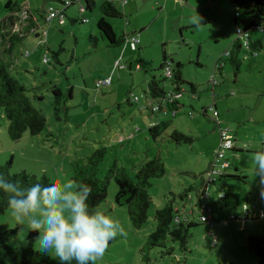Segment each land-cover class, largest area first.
I'll use <instances>...</instances> for the list:
<instances>
[{
  "label": "rangeland",
  "instance_id": "obj_1",
  "mask_svg": "<svg viewBox=\"0 0 264 264\" xmlns=\"http://www.w3.org/2000/svg\"><path fill=\"white\" fill-rule=\"evenodd\" d=\"M8 1L0 0L1 28L7 23L2 20L13 14V23L8 28L10 31L19 28L22 40L12 53L4 52L5 42L0 40V57L9 63L10 72L26 85L28 95L45 115L47 126L40 134L27 131L14 140L9 136V121L0 107V164L12 159L11 172L45 174L53 183H58L65 177L75 181L73 161L90 156L103 146L107 153L98 169L100 178H105L114 162L134 177L142 163L159 156L164 162L165 174L151 179L152 205L147 222L140 228L133 226L127 206L116 204L118 186L114 177L110 179L108 197L98 209L117 219L126 235L111 241L104 257L96 264H259L246 240L249 236H264V219L235 220L233 216H242L245 204L264 206L261 195L264 185L250 159L251 153L264 151V48L251 55L243 46L238 79L233 65L226 60L222 74L216 76L219 84L214 87L211 83L215 62L222 57L229 59L225 51L231 48L236 37L233 0H130L126 16L109 17L108 21L119 37L124 32L137 34L145 26L139 33L141 43L138 50L127 48L124 53L122 63L129 66L131 62L132 67L114 70L112 85L100 88L96 86L97 81L111 74L124 46V42L111 45L97 27L104 0H95L96 7L83 14L89 19L86 23L73 21L78 16L77 5L68 8V17L60 23L45 20L50 4L61 6L58 0H11L23 7L18 12L10 11ZM115 5L123 11L120 1ZM197 14L201 17L199 27L192 23ZM91 36L97 37L96 46ZM60 49L55 58L53 52ZM165 53L174 64L184 65L186 91L180 98L183 105L177 108L176 115L152 113L145 106L150 101L148 81L161 75ZM169 83L164 85L168 87ZM190 83L197 86L196 93L192 92ZM54 87L63 92L59 111L55 107ZM71 88L72 97L68 96ZM38 95L43 98L36 99ZM134 96L140 100L134 101ZM214 102L217 113L212 108ZM160 119L173 121L179 131L194 137V141L182 144L172 141L169 133L173 125L158 139H153L149 127ZM225 128L235 135L241 150L228 152L239 166L241 176L229 181L235 196L224 200L219 182L212 183L207 191V205H199L200 191L208 185L204 171L219 146L220 130ZM230 170L237 173L233 167ZM190 186H194L188 192L191 198L187 196L185 201L177 198L175 204L196 222L191 228L188 250L184 252L177 243L169 242L174 248L172 254L155 248L145 260L143 249L155 230L156 210L169 202L172 193L184 192ZM207 208L215 219L212 232L206 222H200ZM15 227L18 235L10 244L27 245L32 230L27 222L16 223L9 208L0 215V231ZM212 234L217 237L215 243ZM38 236L37 232L32 238L36 248ZM0 264H9L6 250L2 248Z\"/></svg>",
  "mask_w": 264,
  "mask_h": 264
},
{
  "label": "trees",
  "instance_id": "obj_2",
  "mask_svg": "<svg viewBox=\"0 0 264 264\" xmlns=\"http://www.w3.org/2000/svg\"><path fill=\"white\" fill-rule=\"evenodd\" d=\"M251 1L252 0H239L241 6L239 9L235 11L233 10V14L234 25L236 24V21L239 18H245V22L251 21V23L246 26L245 30H249L251 32V35L254 38V42L250 47H245L250 50V54L253 55L254 53H256V51L264 48V43L260 41L261 35L255 36L256 33H261L260 26L264 19V0H254V4H252ZM121 2L124 3L123 0H121ZM115 3L116 2L114 0H104L102 2V4L100 5L101 17L98 19L97 22V27L99 28L101 34L106 37V39L111 45H117L123 42L125 43L126 39L130 35L135 34H129L128 32H124L119 37L115 32L114 27L108 21V18L125 16L123 11L120 10L115 5ZM83 4L86 6V9L89 10H93L96 6L95 0H83ZM75 5L78 6V16L76 18H73V21H81L79 4H71L69 7H67L66 12L68 8ZM7 7L10 8V11L12 12H18L21 10V8H23L18 2L14 3L11 0L7 2ZM8 19L11 21L12 24L14 20V15L9 13L6 18L2 21ZM3 28L4 29L1 28L0 22V40L2 42H5L4 52L12 53L15 45L22 39L18 40L13 33H10L14 30L10 31L9 29L7 31L8 27L6 25H3ZM90 39L92 40L93 45L96 46L98 43L97 37L91 36ZM243 46L244 45L242 44V41L239 38L235 37L231 48L225 51V53L229 51V56H226L225 54V56L229 57V59L222 57L221 60H218L220 62V67L217 69L219 70L218 72L221 73L223 69L221 63L226 60H229L233 65L234 75L240 73L243 59L240 58L239 54ZM135 50H138V48H136ZM61 51L62 49L53 52L55 58L59 56ZM168 64L172 65L171 67L173 74L171 77H168L164 74V69ZM183 66L184 65L182 62H177L174 64V61L169 60L165 53L163 55V61L161 64V75L158 76V78L156 76H153L148 81L147 95L149 99L152 100L162 98L166 96V94L171 89H173V91H181L182 95H184V92L186 90L183 88V84L186 81L184 80L182 74ZM128 67L129 66H127V68ZM139 67H137L136 65V68ZM218 72H216V74H218ZM165 82H170L168 87L164 85ZM217 82L214 83V86H217ZM190 85L193 89H195V85L193 83H190ZM72 90L73 89L71 88L69 91L68 96L70 97H72ZM27 92L28 89L26 85L23 82L19 81L10 72L9 63H7L2 57H0V107L3 108L4 114L9 121V136L14 140L20 139L27 131L30 132L32 135L40 134L45 130L47 126V119L45 115L40 109L36 107ZM53 93L56 97L55 107L56 110L59 111V104L61 103L63 92L60 88L54 87ZM37 98L39 100L42 99V97L39 95L36 96V99ZM179 102L180 99H176L172 106H168L166 114H169V112L173 113V111L176 112V109L179 107ZM65 109H68V107L66 106ZM170 126H172V123L170 121H161L158 124L152 125L149 127L150 135L153 137V139H158L161 135H163V133L167 132ZM169 137L172 141L177 144L192 143L194 141V137L189 136L188 134L179 131L176 128H174L169 133ZM106 153L107 149L105 146H103L95 150L90 156H86L84 158H77L76 160H74L72 163V177L77 183L83 182L91 186L92 194L88 203L90 207L94 209H98L99 206L107 199L109 190L108 185L110 183V179L114 177L118 186V190L115 194L116 204L120 206H127L128 213L133 226L135 228H140L147 222L149 217V210L152 205V197L149 193V188L152 185L151 179L155 177H160L165 174L164 162L159 156H155L142 163L137 168L134 177L129 176L123 168H119L117 163L114 162L105 178H100L98 176V169L100 164L103 162ZM229 161L231 162V164H233L230 156ZM211 162L209 163V166ZM11 167L12 159H10L4 164H0V173H3L7 179H10L12 181H20L22 186L27 187L37 182L45 185L53 183L50 178L45 174L42 176H37L24 170L13 173L11 172ZM208 169L205 172L206 179ZM238 178H241V176L227 173L219 177L216 182H213H220L219 185L221 193H224L225 195V197L223 198L224 200L229 197L235 196V193L229 186V181L231 179ZM193 189L194 186H190L184 192H180L178 194L172 193L173 197L169 200V202L164 207L156 210V227L155 230L149 235L146 246L143 249V255L145 260H148L150 258L149 251L155 248L163 249L162 252H164L165 254H172L174 248L172 246H169V242L177 243L181 250L184 252L188 250V245L191 236V228L196 225V222L190 220L186 214L182 213L180 206H176L175 204L178 200L177 198H179L181 201H185L187 199V196H189L188 192ZM208 196L209 195H207V189L203 187L199 194L198 204L201 205L202 203H205V205H207ZM245 206L248 205L246 204ZM250 208L254 207L248 206L246 211L245 209H243V215L241 217H244L245 219L261 218L259 216H253V214L249 211ZM8 209L9 207L7 203V194L0 192V215L6 213ZM210 213L212 215V212ZM233 218L238 219L239 217L236 215L233 216ZM213 221L214 226L211 228L209 224L203 222L200 219L201 223H205L206 225H208L210 232H212L215 228V219H213ZM36 233V231L30 232V235L28 237L30 242L27 245L12 246L10 242L17 237L18 227L7 228L0 231V248L6 250L9 264H58L57 259H55L52 255L42 253L38 251L37 248L34 246L32 238L36 235ZM212 236L214 242L215 235L212 234ZM246 242L248 249L255 254L258 263L264 264V238L249 236Z\"/></svg>",
  "mask_w": 264,
  "mask_h": 264
},
{
  "label": "clouds",
  "instance_id": "obj_3",
  "mask_svg": "<svg viewBox=\"0 0 264 264\" xmlns=\"http://www.w3.org/2000/svg\"><path fill=\"white\" fill-rule=\"evenodd\" d=\"M192 23L199 27V14ZM250 159L264 185V151L251 153ZM0 192L7 194L16 223L27 222L32 231L39 233L37 250L52 255L58 264H96L111 241L126 235L117 219L90 207L92 188L86 183L65 177L58 183L37 182L25 187L0 173Z\"/></svg>",
  "mask_w": 264,
  "mask_h": 264
},
{
  "label": "built area",
  "instance_id": "obj_4",
  "mask_svg": "<svg viewBox=\"0 0 264 264\" xmlns=\"http://www.w3.org/2000/svg\"><path fill=\"white\" fill-rule=\"evenodd\" d=\"M112 1V0H111ZM128 0H123L124 3H126ZM58 2L61 4V6H57L55 4H50L48 8L46 9L45 13V20L48 22H51L53 20H58L60 23H63L64 20L67 17V12L66 9L69 7L71 4H79V10L81 14V21L82 22H87L89 19L84 17L83 14L87 11L86 6L83 4V0H58ZM252 4H254V0L251 1ZM232 6L233 10H237L240 8V2L239 0H233L232 1ZM251 21L245 22V18H239L236 21L235 24V31H236V37L239 38L242 41V44L246 47H250L252 43L254 42V38L251 35V32L249 30H245L246 26L250 24ZM261 28V33H260V38L262 42H264V19L263 22L260 26ZM14 31L19 32V28ZM126 44H129L133 50H135L140 43V38L139 35L133 34L130 35L126 39ZM226 56H229V51H227ZM45 62L48 61L47 58L44 59ZM220 62L217 61L214 65V70L212 73L211 77V83L214 86V83L217 82L216 80V70L220 67ZM172 65L168 64L165 69H164V74L168 77H171L173 74L172 71ZM139 67V65H137ZM127 68V65L122 63V56H119V58L115 61L113 70L116 69H123ZM112 85V73L103 78L99 79L97 81V86L98 87H106V86H111ZM183 90V89H182ZM182 92L181 91H173L171 89L166 96L159 98V99H150L149 107L152 112H164L166 114L168 110V106H172L174 102L179 100L182 97ZM134 101H139L140 98L138 96L133 97ZM215 109V107H212ZM215 112L217 113L216 109ZM175 111H173V114ZM235 135L232 133L230 129H221L220 130V143L219 146L214 154V158L209 166L208 172H207V187L212 184L213 182H216V180L223 176L224 174L230 173V169H232V164L229 161V156L228 152L232 151L235 148ZM220 196L222 198L225 197L224 193H220ZM248 206H245L244 209L245 211L247 210ZM250 213L253 214V216H259L264 219V208H250ZM207 214L201 216V220L203 222H206L209 224V226L212 228L214 226V221H213V216L210 213V210L207 208L206 210ZM217 241V237L214 236V243Z\"/></svg>",
  "mask_w": 264,
  "mask_h": 264
},
{
  "label": "crops",
  "instance_id": "obj_5",
  "mask_svg": "<svg viewBox=\"0 0 264 264\" xmlns=\"http://www.w3.org/2000/svg\"><path fill=\"white\" fill-rule=\"evenodd\" d=\"M115 2H121V0H114ZM130 2V0L126 3V4H124V3H122L121 2V4L122 5H120V6H122L123 7V13H124V15L126 16L127 15V4ZM95 3H96V1H95ZM96 7V6H95ZM23 9V8H22ZM68 15V14H67ZM34 19H35V17L34 16H32ZM101 17V14L99 13V18ZM127 19V21H126V24H128L129 23V19H128V17H126ZM36 21H38L37 19H35ZM37 23V22H36ZM111 23V22H110ZM11 24V21L8 19L7 20V23L5 24L7 27H9V25ZM111 25H112V23H111ZM113 26V25H112ZM114 27V26H113ZM144 27L145 26H143L141 29H140V32H142V29H144ZM32 29H35V27H32ZM9 30V28H7V31ZM13 30H15V28H13ZM115 30V29H114ZM16 32V31H15ZM116 32V31H115ZM140 32H138L137 33V35H139V33ZM10 33H12V32H10ZM130 33H136V32H130ZM37 34H39V33H37ZM19 35H22V33H20V32H18L17 34H15V37L19 40V39H22V37H20ZM140 43H141V41H140ZM125 44V43H124ZM127 48H130V50H132V51H135V50H133L132 48H131V46L129 45V44H125V46H123V50H122V52H121V55L120 56H122V60L124 59V53L127 51ZM138 48V47H137ZM117 60V59H116ZM115 60V61H116ZM218 61V60H217ZM216 61V62H217ZM215 62V63H216ZM225 62L226 61H224V62H222L221 64H222V68H224V64H225ZM115 63V62H114ZM114 66V65H113ZM129 67H132V65H131V62L129 63ZM112 70H113V67H112ZM116 70H118V69H116ZM213 70H214V67H213ZM219 70H216V72H218ZM222 71H223V69H222ZM222 71H221V73L220 72H218V74H222ZM111 73H112V71H111ZM212 73H213V71H212ZM218 74H216V76L218 75ZM110 75V74H109ZM108 75V76H109ZM237 75H235V77H236ZM107 77V76H106ZM157 78H158V76H156ZM237 78V77H236ZM238 79V78H237ZM218 83V82H217ZM219 84V83H218ZM215 87V86H214ZM192 91L194 92V93H196L195 91H197V86L195 85V89H193L192 88ZM212 92H213V94L215 95V90L213 89L212 90ZM195 94H193V96H194ZM42 97V96H41ZM192 97V96H191ZM195 97V96H194ZM43 98V97H42ZM181 100V99H180ZM149 103H150V101L148 100L147 101V104L145 105V106H147V107H149ZM214 104V107H215V109H217V106H216V103L214 102L213 103ZM183 105V102L181 103V102H179V104H178V106L180 107V106H182ZM149 109H150V107H149ZM151 110V109H150ZM218 111V110H217ZM152 112V111H151ZM152 113H155V112H152ZM165 114V113H164ZM177 114V109H176V112L174 113V115H176ZM168 115V114H167ZM218 116H219V112H218ZM161 121H165V120H162V119H160V122ZM172 123V125L174 126V128H176L177 129V127L173 124V121L171 122ZM156 124H158V123H156ZM152 125H154V124H152ZM152 125H150V126H152ZM49 134H51V133H49ZM52 135V134H51ZM235 140L237 141V138L235 137ZM236 141H235V149L234 150H232V152L233 153H238V152H240L241 150H240V147L239 146H237L236 145ZM230 158H232V157H230ZM232 167L235 169V171H237V173L236 172H234V171H232V170H230L229 172L231 173V174H236V175H240V172H238V170H239V166L238 165H236L233 161H232ZM208 167V166H207ZM236 168H237V170H236ZM207 169V168H206ZM206 169H205V171L204 172H206ZM220 183V182H219ZM219 183L217 184L218 185V187H219V189H220V185H219ZM209 187H210V185L207 187V191H208V189H209ZM204 188L206 189V185L204 186ZM221 191V190H220ZM189 198H191V196H188ZM209 197V196H208ZM208 201V200H207ZM246 205V204H245ZM245 205L243 206V209H244V207H245ZM249 207H257V208H262V207H259V206H257V205H254V206H250L249 204H247ZM264 207V206H263ZM238 216V215H237ZM239 218L237 219V220H247V219H245L244 217H241V215H239L238 216ZM257 219H263V218H257ZM236 220V219H235ZM261 237H263L264 238V236H261Z\"/></svg>",
  "mask_w": 264,
  "mask_h": 264
}]
</instances>
